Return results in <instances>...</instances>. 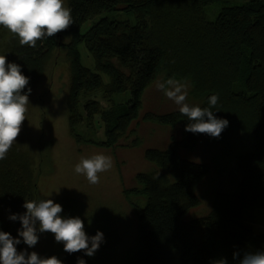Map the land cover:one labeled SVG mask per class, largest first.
I'll return each instance as SVG.
<instances>
[{"label":"trees","instance_id":"1","mask_svg":"<svg viewBox=\"0 0 264 264\" xmlns=\"http://www.w3.org/2000/svg\"><path fill=\"white\" fill-rule=\"evenodd\" d=\"M66 5L73 24L38 40L35 48L20 45L1 26L0 54L20 65L29 78L23 92L29 94L54 49L64 45L70 70L67 116L77 145L137 146V136L129 140L135 134L131 124L139 122L142 95L159 76L162 83L174 79L188 84L200 107H210L208 98L218 95L211 110L229 124L219 138L207 136L211 143H227L234 126L253 134L250 152L239 156L244 167L235 189L213 191L210 210L186 219L201 202L197 189L211 166L185 159L180 151L194 150L204 134L185 131L189 121L178 109L142 115L144 121L161 125L180 123L182 133L165 148L145 149L151 168L137 172L134 184L122 189L135 217L126 264H216L221 258L238 264L245 252L264 250V227L256 230L253 224L257 211L263 213L264 224V0H66ZM209 7L218 9L213 20L206 13ZM81 43L93 59L90 67L82 61ZM97 116L106 140L84 136L76 128L81 123L93 128ZM14 143L0 160V231L20 239L15 245L19 252L26 249L18 235L22 226L9 217L26 211L23 205L36 196V184L30 158ZM108 212L85 230L89 236L97 230L104 234L95 254L63 249L64 264H77L78 259L108 264L115 246L111 237L121 240L118 222L108 219L113 215ZM234 253H239L237 259Z\"/></svg>","mask_w":264,"mask_h":264},{"label":"rangeland","instance_id":"2","mask_svg":"<svg viewBox=\"0 0 264 264\" xmlns=\"http://www.w3.org/2000/svg\"><path fill=\"white\" fill-rule=\"evenodd\" d=\"M64 4L67 6L66 0ZM217 11L218 9L209 7L206 11L208 18L215 19ZM66 37L63 36L61 41L64 42ZM63 46L56 48L58 50L54 49L36 86L28 94L26 119L22 122L14 145L30 158L36 184V196L33 200L52 199L55 203L63 205L65 209L59 215L78 216L84 222V230L90 229L100 215L105 216L104 212L113 213L108 215V219L115 218L118 222L121 240L119 238L116 242L118 236L116 234L111 237L115 241V246L107 263L126 264L127 250L134 239L135 217L123 196L122 189L134 184V175L137 172L151 168V164L144 158L145 149L165 148L171 138L179 139L182 133L180 123L161 125L144 121L142 115L147 111L163 113L177 110L178 106L167 98L164 91L157 88L158 82L162 83V77L159 76L142 95L139 122L131 124L135 134L129 140L137 136L140 140L137 146L102 148L88 144L77 145L67 116L70 70ZM79 50L83 63L88 67L92 66L93 59L82 43ZM102 77L104 81L108 80L105 75ZM186 85L189 90V85ZM95 98L106 105L99 94ZM187 103L198 105L189 92ZM76 128L84 136L91 135L96 140H106L103 123L98 116L93 122V128L85 127L84 123ZM207 136L204 134L201 137L199 145L194 150L180 151V155L185 159L208 162L211 166L210 172L197 189L201 202L186 214V219L201 216L210 210L213 191L228 192L235 189L244 167L239 156L250 152L253 143V134L245 133L237 126L232 127L229 140L225 144H213ZM96 153L111 156L113 167L98 174V184H90L85 176L74 171V167L82 156L87 157ZM66 200L68 201L65 203ZM68 206H71L69 208L71 211L67 212ZM78 208L79 211L70 213ZM253 221L256 230L263 229L262 212L257 211ZM36 227L38 242L33 247L25 244V251L28 253L35 251L43 258L54 255L62 261L63 243L56 242L51 232H39L38 222Z\"/></svg>","mask_w":264,"mask_h":264},{"label":"clouds","instance_id":"3","mask_svg":"<svg viewBox=\"0 0 264 264\" xmlns=\"http://www.w3.org/2000/svg\"><path fill=\"white\" fill-rule=\"evenodd\" d=\"M72 24L71 9L65 6L64 0H0V26L17 36L22 46L35 48L38 40L53 37ZM28 82L29 78L22 74L20 65L8 62L5 55L0 54V160L6 158L26 119L29 99L23 90ZM157 88L164 91L167 98L178 106L179 112L187 117L189 123L185 125V131L219 138L228 126L227 119L216 117L211 110L218 102V95L208 98L210 107H200L187 103L186 84L169 79L158 82ZM28 92H31L30 88ZM112 167L111 156L96 153L82 156L74 171L85 176L90 184H98V174ZM23 207L26 211L22 215L12 214L9 218L20 220L22 227L18 229V235L29 247L38 242L37 222L39 232L54 234L55 241L62 242L64 251L70 254L83 251L91 257L104 242V234L100 230L95 235H87L84 222L78 216L61 217L62 206L52 199L25 200ZM20 242L10 233L0 231V264H63L54 255L43 258L35 251L18 252L15 245ZM238 256L239 253H234L233 259ZM77 264H85V261L78 259ZM216 264H227V260L221 258ZM238 264H264V250L245 252Z\"/></svg>","mask_w":264,"mask_h":264}]
</instances>
